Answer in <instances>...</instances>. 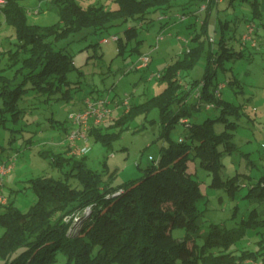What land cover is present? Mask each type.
<instances>
[{"label":"trees","instance_id":"trees-1","mask_svg":"<svg viewBox=\"0 0 264 264\" xmlns=\"http://www.w3.org/2000/svg\"><path fill=\"white\" fill-rule=\"evenodd\" d=\"M5 1L0 15L4 13L15 26L19 43L15 50H9L10 67L17 66L13 77L4 72L5 68L0 69V122L5 123L6 114L11 113V120L17 123L23 117L19 100L30 88L48 95L47 99L56 93H61L57 98L72 97L70 88H63L71 83L68 74L76 68L75 61L65 47L56 46L57 42L84 28L98 33L131 18L149 21L150 11L166 10L175 0H114L116 6L112 8L84 6L77 0H52L59 20L51 24L30 23L27 7L18 0ZM210 10L208 6L200 31L193 34L182 55L152 74L151 78L156 76L165 82L164 88L143 101L133 99L128 111L116 110L112 120L89 131V137L110 145L138 114L159 108L169 142L161 148L155 165L144 177L115 185L88 166L86 155H66L69 145L65 152H53L55 165H71L63 177L42 174L30 178L29 187L36 193V200L27 210L15 205L10 197L7 204H0V226L4 228L0 264H245L249 258L264 260V216L258 209L236 227L211 223L202 244L194 236L203 225L198 202L204 193L189 170L191 159L199 158L212 175L211 185L231 196L247 185L240 182V173L227 179L223 176V157L239 150L235 131L247 112L243 103L222 97L218 74L233 68L227 65L229 61L245 59L249 54L236 47L235 34L226 35L229 20L221 21L217 40L208 39ZM253 12L259 17L262 14L257 4ZM139 32V26L132 25L124 35H118V52L124 53L128 43L136 40L130 50L142 53ZM203 57L202 77L183 79V73ZM192 94L195 101L190 100ZM175 103L179 106L174 107ZM210 103L220 108V114L191 123L189 117ZM179 122L188 127V133L174 140L169 135ZM218 124H223L221 130H217ZM244 155L249 157L250 152ZM2 159H6L5 147L0 145ZM73 176L79 179L80 187L70 182ZM243 196L264 200V174ZM177 227L186 231L182 238L173 233ZM249 230L258 237L254 249L243 246Z\"/></svg>","mask_w":264,"mask_h":264},{"label":"rangeland","instance_id":"rangeland-1","mask_svg":"<svg viewBox=\"0 0 264 264\" xmlns=\"http://www.w3.org/2000/svg\"><path fill=\"white\" fill-rule=\"evenodd\" d=\"M18 1L28 8L30 23L51 24L59 20V13L52 0ZM77 1L84 6H116L114 0ZM205 1L175 0L166 10L150 11L149 21L131 18L98 33L93 32L91 28H84L68 39L57 42L56 46L65 47L75 61L76 68L68 74L71 83L63 88V91L70 88L72 97L57 98L61 93H56L47 99L48 95L39 94L37 90L30 88L18 103L23 115L21 120L14 123L11 120L12 114L8 113L5 123L0 122V145L5 147V158L14 153L18 154L14 169L4 177L3 186L5 195L10 197L15 205L27 210L35 202L36 193L29 187L30 178L42 174L59 178L70 169V164L63 167L55 165L52 161L53 152H65L68 146L67 129L73 125L70 112L82 109L88 96L102 95L112 99L128 94L132 100L143 101L164 88L165 82L151 76L161 72L166 64L182 55L193 34L200 31L207 14V9L200 10ZM255 4L261 8L260 17L254 15ZM209 7L213 9L209 14L208 39L212 41L211 38L214 37L217 40L221 33V21L229 20L230 27L226 35L235 34L239 40L236 41V47H243L246 54L252 55L242 60L229 61L227 65L233 68L218 74L220 84L225 83L220 89L222 97L235 103H243L247 112V115L239 120L240 125L235 131L234 141L239 150L223 157V176L227 179L240 173V182L247 185L238 190L235 196H231L225 189L211 185L212 175L200 164L199 158L189 161V170L200 181L204 193V197L198 202V215L203 225L199 232L194 233L201 244L210 231L211 223H220L227 228L236 227L244 218H249L253 209H258L261 216H264V200L243 196L248 192L250 185L264 174V0H221L216 6L212 3ZM164 14H168L170 19L161 20L159 17ZM177 14H184L185 18L182 19ZM249 21L256 23L258 31L262 29L255 33L258 39V46L255 47L240 39ZM132 25H138L140 28L138 37L143 39L140 44L142 53L130 50L136 40L128 43L124 53H119L117 41L111 36L124 35L125 29ZM159 34L165 37L159 42V47L155 48ZM103 37H108L109 41L103 42ZM18 43L15 26L6 20L5 14L2 13L0 69L5 68L4 72L10 77L15 74L17 66L10 67L9 50H15ZM143 53L151 55V62L147 67L137 68ZM205 61L206 58L203 57L197 66L184 72L182 78L190 81L202 77ZM230 79L237 80L229 83ZM184 89H187L186 86ZM195 92L196 88L193 94ZM193 94L191 101L196 100ZM2 104L3 99L0 97V106ZM178 106V103L174 104V107ZM220 111L218 107L209 108L202 105L189 120L191 123L202 122L207 117L219 115ZM222 128L223 124L217 125V130ZM187 133L188 127L179 122L171 130L169 137L179 140ZM168 142L160 109L154 107L131 120L122 134L113 139L110 145L94 137L79 143L89 148L84 154L88 166L103 173V177L111 179L112 184L119 185L144 177L148 169L155 165L161 148ZM245 152H250L249 157L244 155ZM65 154L68 155L67 152ZM70 182L81 186L75 176ZM66 218L69 219L68 216ZM3 232L4 228L0 226V235ZM173 233L182 238L186 231L177 227ZM257 238L249 230L243 246L254 249ZM261 260L262 258H249L245 264H256Z\"/></svg>","mask_w":264,"mask_h":264},{"label":"built area","instance_id":"built-area-1","mask_svg":"<svg viewBox=\"0 0 264 264\" xmlns=\"http://www.w3.org/2000/svg\"><path fill=\"white\" fill-rule=\"evenodd\" d=\"M219 2L221 0H206L200 7V10H205L208 6L214 2ZM5 0H0V6L5 4ZM182 19L185 18L184 14H177ZM161 20L170 19L168 14L161 15L159 17ZM258 26L255 22L249 21L246 25V31L242 34L241 40L244 43L250 42L251 46H258V39L255 36V32ZM163 34L157 36V44L155 48L159 47V42L164 39ZM112 39L117 40L118 35L114 34L111 36ZM212 41L215 40L214 37L211 38ZM103 42H108V37H103ZM141 62L136 66L137 68L148 66L151 62V56L149 54H143L140 56ZM159 75V74H158ZM225 86V83L219 85V89ZM199 94V93H198ZM132 98L126 94L120 97V100L114 98L110 99L108 96H98L91 97L88 96L85 99V106L77 111H71L70 117L73 118V125L70 131L67 133L68 145L71 147L70 153L76 156H82L86 154L89 150L87 145H81L79 142H87L89 137V131L91 128L100 126L104 124L108 119H113L116 110L124 109L128 111L130 109ZM208 107H212L213 104H207ZM18 154L14 153L6 159L0 160V204L8 203V196L4 193V177L8 175L15 166V161ZM89 208H87V211ZM264 260L257 262L256 264H263Z\"/></svg>","mask_w":264,"mask_h":264},{"label":"crops","instance_id":"crops-1","mask_svg":"<svg viewBox=\"0 0 264 264\" xmlns=\"http://www.w3.org/2000/svg\"><path fill=\"white\" fill-rule=\"evenodd\" d=\"M217 3H218V2L215 1V2L213 3V5L216 6ZM212 9H213V8H212ZM212 9L210 10V12L212 11ZM261 30H262V29H260L259 32H260ZM236 41H237V40H236ZM237 44H238V43H237ZM242 48H243V47H242ZM249 55H252V54H249ZM63 145H64V144H63ZM65 149H67V148H65ZM67 154L69 155V154H71V153L69 152V153H67Z\"/></svg>","mask_w":264,"mask_h":264}]
</instances>
